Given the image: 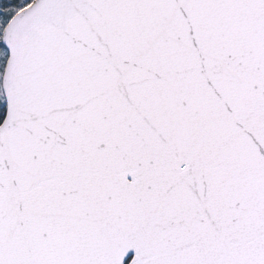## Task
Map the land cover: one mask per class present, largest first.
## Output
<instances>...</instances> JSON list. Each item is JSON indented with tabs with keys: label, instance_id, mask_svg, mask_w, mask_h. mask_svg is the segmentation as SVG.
I'll list each match as a JSON object with an SVG mask.
<instances>
[{
	"label": "snow or ice",
	"instance_id": "obj_1",
	"mask_svg": "<svg viewBox=\"0 0 264 264\" xmlns=\"http://www.w3.org/2000/svg\"><path fill=\"white\" fill-rule=\"evenodd\" d=\"M0 264H264V0H0Z\"/></svg>",
	"mask_w": 264,
	"mask_h": 264
}]
</instances>
